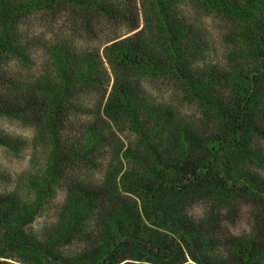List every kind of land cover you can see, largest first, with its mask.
Returning <instances> with one entry per match:
<instances>
[{"label":"trees","instance_id":"obj_1","mask_svg":"<svg viewBox=\"0 0 264 264\" xmlns=\"http://www.w3.org/2000/svg\"><path fill=\"white\" fill-rule=\"evenodd\" d=\"M197 1L234 21L246 66L229 74L196 66L204 40L196 26L184 19L179 0H152L160 37L154 45L137 31L136 0H28L19 5L0 0V54L21 51L16 43L17 24L32 4L77 11L86 27L94 20L92 10L110 21L132 23L131 35L115 38L105 49L121 77L102 110L109 121L132 128L140 147L126 151L132 164L113 166L103 185L73 179L70 172H76L82 162L94 164L105 141L98 124L81 125L69 115L72 92L88 81L97 82L101 75L97 57L78 55L65 44L53 45L50 55L60 86L54 90L47 85L42 94L34 85L12 90L0 70V114L28 117L50 132L49 181L67 183L68 201L65 223L39 242L23 231L31 216L29 209L0 197L2 235L8 231L24 248L54 259L57 240L73 232L83 236V222L95 214L100 219V237L85 233L87 246L74 257L60 258L61 264H186L188 259L196 264H264L260 237L264 180L239 164L262 156L251 146L254 140L264 142V0ZM141 75L175 81L181 95L213 117L210 133L183 124L171 109L146 101L140 82L132 80ZM118 153L115 150L116 157ZM123 195L133 198L127 201ZM198 198H209L212 212L215 207L251 200L260 210L257 233L251 238L230 237L211 224L212 212L206 220L190 215L188 206Z\"/></svg>","mask_w":264,"mask_h":264},{"label":"rangeland","instance_id":"obj_2","mask_svg":"<svg viewBox=\"0 0 264 264\" xmlns=\"http://www.w3.org/2000/svg\"><path fill=\"white\" fill-rule=\"evenodd\" d=\"M24 3L28 0H14ZM30 1V0H29ZM137 22L141 38L152 45L159 42V25L152 0H136ZM179 8L184 19L192 22L200 33L204 45L196 60L199 68H216V71L229 74L246 66L241 56L239 38L235 35L237 26L224 12L209 10L197 0H179ZM94 12L90 27L82 25L78 12L45 6L30 5L19 18L17 30L20 37L15 45L19 53L4 51L0 54V70L5 75L12 90H24L34 85L43 93L48 85L54 90L60 86L56 74V64L50 55L53 45L65 44L78 55L97 57L101 75L97 82L88 81L75 89L69 96V115L72 121L81 125L98 124V130L104 134L105 141L99 147L94 164L81 163L70 176L89 185H103L111 168L121 162L124 167L132 164L127 150L140 149L139 138L135 131L123 124H115L103 113V106L112 90L114 82L121 72L113 66L105 53L106 47L115 38H124L130 33L131 22L121 19L110 21ZM199 36V37H200ZM51 81V85L47 81ZM140 82L141 95L151 104H158L173 111L183 124L209 131L215 126L213 117H207L197 104L180 94L179 85L166 77L152 78L133 76ZM1 92V89H0ZM190 100V101H189ZM101 124V125H100ZM97 127V126H96ZM204 133V132H203ZM251 148L262 153L260 160L245 159L240 167L264 180V142L254 140ZM115 150H119L118 157ZM53 143L50 132L45 126L28 117H7L0 114V197L12 198L19 206L29 209L31 216L24 223L23 231L39 242L46 239L44 234L59 229L65 223L67 191L64 180L49 181L48 171L51 164ZM127 201L133 197L123 195ZM209 198H198L188 208L190 215L206 220L212 212ZM213 226L230 237L251 238L258 230L259 207L249 199L238 200L235 205L214 208ZM259 210V211H258ZM85 214V213H83ZM90 214V213H87ZM99 217L93 214L91 220L83 222V236L77 232L57 240L53 251L54 259H45L33 249H27L12 238L7 231L0 233V264H61L62 260L74 257L87 246V233L91 238H99ZM149 227H153L150 223ZM4 233V232H3ZM264 239V231L261 236ZM35 244V243H32ZM145 264V263H144ZM153 264V263H152ZM186 264H196L188 259Z\"/></svg>","mask_w":264,"mask_h":264}]
</instances>
